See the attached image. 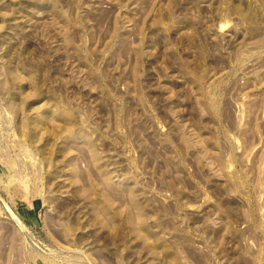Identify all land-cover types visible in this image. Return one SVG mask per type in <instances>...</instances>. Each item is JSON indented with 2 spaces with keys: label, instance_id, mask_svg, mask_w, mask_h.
Here are the masks:
<instances>
[{
  "label": "rangeland",
  "instance_id": "rangeland-1",
  "mask_svg": "<svg viewBox=\"0 0 264 264\" xmlns=\"http://www.w3.org/2000/svg\"><path fill=\"white\" fill-rule=\"evenodd\" d=\"M0 264H264V0H0Z\"/></svg>",
  "mask_w": 264,
  "mask_h": 264
}]
</instances>
